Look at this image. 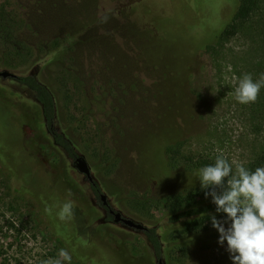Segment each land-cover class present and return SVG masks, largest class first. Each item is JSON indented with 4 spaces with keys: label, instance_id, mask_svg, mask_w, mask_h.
I'll list each match as a JSON object with an SVG mask.
<instances>
[{
    "label": "rangeland",
    "instance_id": "374dc122",
    "mask_svg": "<svg viewBox=\"0 0 264 264\" xmlns=\"http://www.w3.org/2000/svg\"><path fill=\"white\" fill-rule=\"evenodd\" d=\"M237 6L238 0H0V73L34 75L54 99L53 128L111 210L164 236V198L200 186L197 174L168 167L170 145L213 160L223 153L247 168L264 151V87L244 105L232 83L245 73L254 80L264 74V0L234 37L220 40ZM55 41L57 55L47 47ZM20 151V167L37 179L27 191L13 174ZM4 154L10 169L0 158V264H81L62 241L57 210L44 203L57 194L73 203V214L85 215L78 241L92 242L87 257L95 264H232L218 232L186 254L170 249L157 259L143 232L107 221L75 159L54 143L33 95L0 78ZM49 177L58 188L50 189Z\"/></svg>",
    "mask_w": 264,
    "mask_h": 264
},
{
    "label": "trees",
    "instance_id": "16d2710c",
    "mask_svg": "<svg viewBox=\"0 0 264 264\" xmlns=\"http://www.w3.org/2000/svg\"><path fill=\"white\" fill-rule=\"evenodd\" d=\"M259 2L260 0H238L237 9L230 22L220 32L219 39L228 40L234 37L238 33L240 27L247 22L251 14L258 8ZM47 47L51 52L58 51L59 53L61 44L58 41H55ZM9 79L33 95L34 99L41 108L42 119L45 127L52 136L54 143L62 148L69 158L76 160V154L74 153L71 143L62 134L57 133L55 128H53L55 119V102L48 89L38 82L34 75H14ZM13 118L17 117L14 115ZM19 120L17 119L18 122ZM12 121H14V119H12ZM11 143L13 144L14 141H11ZM21 153L22 152L20 151L19 155L18 152L15 154L13 174L20 176V178L25 182L22 190L27 191V185L34 189L32 182L37 179L33 178V174L30 173L31 171H27L23 167H20L22 159ZM166 154L167 165L170 169L181 168L185 172L191 174H197L201 167L214 164L215 162V160L206 156L204 157L202 155L184 153L181 143L170 145L166 149ZM7 155L4 154V156L0 158L4 160V165L10 169ZM257 167H264V151L253 161L252 164H250L248 169L254 171ZM49 179L51 182L50 189L54 190L58 188L56 186L51 187L54 181L52 177H49ZM89 184L94 199L101 208H104V204L101 201L102 194L99 191L98 186L95 183L89 182ZM30 189L29 192H31ZM40 197L44 198L42 194H40ZM44 199H46L44 200V203H49L48 208L50 207V209L57 210V216L60 219L59 214L65 202L61 201L58 194L57 197L51 201H48L47 198ZM164 201L166 202L165 205L168 207V213L166 214L168 224L164 236L159 234L156 229H147L143 232L157 259H160L163 254L170 249L178 251L180 254H186L187 247H189L192 243L199 240L207 242L208 237H212V235L217 233V230L211 225L209 214L216 215L217 219L224 218L223 214L215 212L216 206L211 202V197L205 198L204 190H202L200 186L193 187L183 193L168 196L164 198ZM136 205L139 204L136 203ZM142 207L145 206L143 205ZM72 216L63 220L60 219L63 223V230L61 233L62 241L71 256L76 259L77 262L81 264H95L93 259L87 257L89 255L88 247L92 244V242L78 241L80 237L79 231L81 232V230H83L85 223V215L74 211ZM106 220H112L111 216L107 214ZM66 221H69L70 223ZM65 234H70V237L65 238ZM163 242L165 244L164 246Z\"/></svg>",
    "mask_w": 264,
    "mask_h": 264
},
{
    "label": "clouds",
    "instance_id": "9594fccd",
    "mask_svg": "<svg viewBox=\"0 0 264 264\" xmlns=\"http://www.w3.org/2000/svg\"><path fill=\"white\" fill-rule=\"evenodd\" d=\"M232 83L235 100L244 105L252 104L264 87V74L254 80L252 74L245 73L233 77ZM197 176L205 198L211 197L215 212L224 216L217 219L216 215L209 214V219L219 233L218 243L223 246L226 242L232 264H264V167L252 171L242 161L234 159L230 163L221 153L214 164L201 167ZM72 214L73 203L67 201L61 208L60 219ZM60 256L70 260L65 250L60 251Z\"/></svg>",
    "mask_w": 264,
    "mask_h": 264
},
{
    "label": "water",
    "instance_id": "95a60500",
    "mask_svg": "<svg viewBox=\"0 0 264 264\" xmlns=\"http://www.w3.org/2000/svg\"><path fill=\"white\" fill-rule=\"evenodd\" d=\"M14 75L12 74H9L7 72H1L0 73V77L2 78H10V77H13ZM75 163L76 165L79 166L81 172L86 176L87 180L90 182V183H93L92 179H91V176L86 168V166L84 165L83 163V160L80 159V158H77L75 160ZM101 201L103 202V204L106 206H108L107 202H106V199L105 197L102 195L101 196ZM109 207V206H108ZM110 213L114 215V221L115 222H120L122 223L124 226L126 227H129V228H132L134 230H137V231H140V232H145L147 230L146 227H144L143 225L141 224H138V223H135L129 219H126V218H123L119 213H116L112 210H110Z\"/></svg>",
    "mask_w": 264,
    "mask_h": 264
},
{
    "label": "flooded vegetation",
    "instance_id": "af4514ba",
    "mask_svg": "<svg viewBox=\"0 0 264 264\" xmlns=\"http://www.w3.org/2000/svg\"><path fill=\"white\" fill-rule=\"evenodd\" d=\"M0 78H2V77H0ZM7 79H9V78H7ZM105 208V209H104ZM104 208H102L103 210H104V212H105V214H106V216H107V214L109 215V216H111V218H112V220L111 221H113L114 223H120V222H115L114 221V215L113 214H111L110 213V208L106 205H104ZM113 211V210H112ZM120 224H122V223H120Z\"/></svg>",
    "mask_w": 264,
    "mask_h": 264
}]
</instances>
